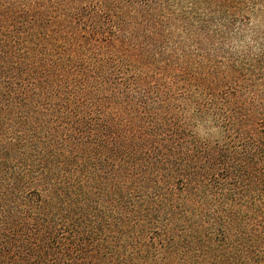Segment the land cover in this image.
Instances as JSON below:
<instances>
[{"label": "trees", "instance_id": "16d2710c", "mask_svg": "<svg viewBox=\"0 0 264 264\" xmlns=\"http://www.w3.org/2000/svg\"><path fill=\"white\" fill-rule=\"evenodd\" d=\"M0 264H264V0H0Z\"/></svg>", "mask_w": 264, "mask_h": 264}]
</instances>
